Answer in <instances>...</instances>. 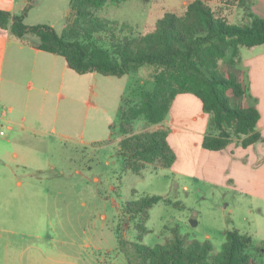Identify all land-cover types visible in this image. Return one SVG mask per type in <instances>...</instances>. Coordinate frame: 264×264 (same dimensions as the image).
Segmentation results:
<instances>
[{
  "label": "rangeland",
  "instance_id": "1",
  "mask_svg": "<svg viewBox=\"0 0 264 264\" xmlns=\"http://www.w3.org/2000/svg\"><path fill=\"white\" fill-rule=\"evenodd\" d=\"M32 1L27 23L52 25L61 33L71 22L70 0ZM190 1L124 0L107 3L94 14L127 23L137 35L153 29L166 12L182 14ZM217 4L210 2L214 8ZM226 17L236 25L250 19L241 6ZM241 48L244 54L249 52ZM227 69L222 60L221 73L227 74ZM155 71L156 67L146 65L120 78L76 73L73 98L62 88L43 103L29 102L26 134L8 120L13 129L0 137V264H124L119 236L134 241L138 237L137 221L126 213V205L144 196L168 199L148 210L147 232L140 239L146 245L164 243L177 227L189 239L210 241L213 251H218L225 240L223 231L253 232L256 221L246 213L248 201L193 178L183 161L196 147L197 130L203 126L201 120L191 121L201 107L192 94L176 101L173 115L178 121L167 132V142L179 156L178 171L156 164H146L140 172L124 169L117 155L122 138L117 129L118 106L131 87L136 94L140 88L151 87ZM5 92L3 88V98ZM228 95L238 104L239 98ZM12 105L14 113L20 104ZM20 116L16 115V121ZM8 122L0 118V125L10 126ZM111 123L116 124L114 128L109 127ZM52 127L56 133H49ZM152 128L136 124V132ZM23 144L40 151L37 159L24 161L13 155ZM48 163L55 169H49ZM19 179L23 184L17 187Z\"/></svg>",
  "mask_w": 264,
  "mask_h": 264
},
{
  "label": "trees",
  "instance_id": "2",
  "mask_svg": "<svg viewBox=\"0 0 264 264\" xmlns=\"http://www.w3.org/2000/svg\"><path fill=\"white\" fill-rule=\"evenodd\" d=\"M28 1L20 14L0 9V29H9L19 39L35 35L39 49L62 56L75 73L120 78L142 66L156 67L151 87L140 88L137 94L131 87L118 106L117 129L122 138L117 155L125 170L140 172L146 164L168 168L174 163L176 154L167 142V130L136 132V124L150 127L162 122L174 98L183 93L196 96L210 114L201 142L204 149L221 150L233 137H242L243 146L261 139L256 131L258 110L232 103L228 95L239 98L246 88L233 74L225 76L220 70L230 49L264 43V18L249 10L250 0H192L182 14L166 12L153 29L137 35L127 23L94 14L107 3L124 0H70L72 20L61 33L45 23L26 24L24 18L32 7V0ZM212 1L218 3L215 8ZM238 6L244 7L249 23L228 22L226 16ZM160 200L168 202L155 195L126 205V213L137 221L138 237L134 241L119 236L124 264H264L263 245L237 229L222 232L225 240L218 251H213L210 241L189 239L177 227L164 243H141L148 210Z\"/></svg>",
  "mask_w": 264,
  "mask_h": 264
},
{
  "label": "crops",
  "instance_id": "3",
  "mask_svg": "<svg viewBox=\"0 0 264 264\" xmlns=\"http://www.w3.org/2000/svg\"><path fill=\"white\" fill-rule=\"evenodd\" d=\"M28 3V0H0V9L11 14H20ZM249 3L250 11L264 18V0H250ZM32 10L33 8H30L24 18V22L29 25L32 23H27V18L32 14ZM246 23H249V19ZM31 35L27 34L19 39L12 35L9 29H0V107L4 110L0 118L6 122L9 120L24 134L29 127L25 123L27 108L32 99L43 103L49 100L55 91L62 88L67 91V97L73 98L77 91L75 82L78 75L67 66L62 56L39 49L37 47L38 38ZM224 61L230 68L224 75L233 74L237 81L246 88L244 95L239 97L238 105L254 106L258 110L256 131L261 139L243 146L241 145L242 137H233L230 143L221 150L204 149L201 142L208 130L210 114L203 111L200 105L199 112L191 117L194 123L202 121V129L197 130L199 140L195 142L196 147L193 152L183 161L188 169H191L190 174L193 178L238 193L240 197L248 201L246 213L253 215L256 225L251 234H246L252 237L256 245L264 247V43L250 47L246 54L243 53L241 47L235 51L230 49ZM3 88L7 91L4 98L1 96ZM183 94L174 98L166 118L153 125L154 128L151 131L166 129L168 132V127H172L174 120L178 121L173 112L176 101ZM16 102L20 104V107L13 113L12 103ZM20 114V121H16V115ZM115 125L111 123L109 127L114 128ZM10 129L11 131L13 129L11 124L8 130ZM49 133H56V128L52 127ZM62 137L71 139L66 135ZM169 146L171 147L170 144ZM38 153L40 151L23 144L18 146V151H15L13 155L26 161V159H37ZM178 158L176 154V160L170 166L174 172L178 171L176 167L179 162ZM47 167L51 170L55 169V165L50 163ZM22 184V180L16 181L17 187ZM261 257L264 260V250Z\"/></svg>",
  "mask_w": 264,
  "mask_h": 264
},
{
  "label": "built area",
  "instance_id": "4",
  "mask_svg": "<svg viewBox=\"0 0 264 264\" xmlns=\"http://www.w3.org/2000/svg\"><path fill=\"white\" fill-rule=\"evenodd\" d=\"M3 113H4V110L0 108V114L2 115ZM9 128L10 126L5 127L4 125H0V137L6 135L5 131Z\"/></svg>",
  "mask_w": 264,
  "mask_h": 264
}]
</instances>
